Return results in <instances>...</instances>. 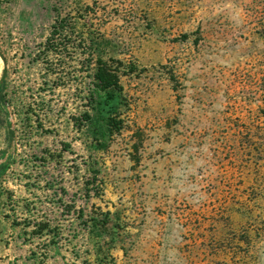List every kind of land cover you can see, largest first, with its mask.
<instances>
[{"label":"rangeland","instance_id":"obj_1","mask_svg":"<svg viewBox=\"0 0 264 264\" xmlns=\"http://www.w3.org/2000/svg\"><path fill=\"white\" fill-rule=\"evenodd\" d=\"M93 36L128 104L103 152L75 125ZM3 69L0 264H97L99 237L110 264H264V0H0Z\"/></svg>","mask_w":264,"mask_h":264},{"label":"trees","instance_id":"obj_2","mask_svg":"<svg viewBox=\"0 0 264 264\" xmlns=\"http://www.w3.org/2000/svg\"><path fill=\"white\" fill-rule=\"evenodd\" d=\"M64 20H59L52 26L50 38L47 40V49L53 48L52 39L63 30ZM86 60L81 62L83 67H89L92 70L91 86L84 93L82 99L85 110L76 119L75 125L79 132L83 134L88 150L91 152H103L108 149L112 139L123 128L124 113L128 107L126 97L123 94V87L120 82L122 76L121 62L114 60L111 56H107L109 43L98 37H89L85 41ZM54 51V50H51ZM105 55V57H104ZM4 60V59H3ZM37 104L31 102L26 106L21 107L20 119L26 126H31L34 119H38ZM8 108L7 92H6V70L3 69V75L0 79V111H5ZM27 131V130H26ZM9 137V132H7ZM48 157V156H47ZM50 157V156H49ZM7 162H0V179L5 173ZM89 170L93 175V181L99 173L97 162H92L89 165ZM1 209V206H0ZM110 212H101L99 216L90 218L91 222L95 223L97 231H107L110 226ZM31 226L33 228L31 235H36L38 238L43 237L46 233H51L53 220L44 217L40 220H27L24 227ZM99 227V228H98ZM112 228H116L117 224ZM56 235L54 237H59ZM115 246V239L102 242L101 238H97L93 244L94 252L86 256V260L94 256L97 264H110L112 260L111 250ZM77 259V258H76Z\"/></svg>","mask_w":264,"mask_h":264}]
</instances>
